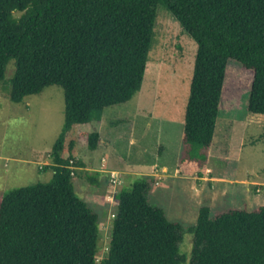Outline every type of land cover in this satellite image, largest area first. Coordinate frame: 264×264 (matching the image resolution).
<instances>
[{
    "label": "trees",
    "instance_id": "16d2710c",
    "mask_svg": "<svg viewBox=\"0 0 264 264\" xmlns=\"http://www.w3.org/2000/svg\"><path fill=\"white\" fill-rule=\"evenodd\" d=\"M159 6L198 46L183 146L212 147L231 60L253 73L248 112L264 115V0H0V82L10 101L52 86L63 89L65 101L64 126L50 153L52 179L0 199V264H99V215L76 194L73 178L79 172L100 186L101 173L84 170L69 135L140 92ZM99 142L98 132L88 135L90 151ZM154 185L141 176L116 194L101 264H185V232L193 234L189 264H264V206L214 217L205 206L197 224L185 227L151 204Z\"/></svg>",
    "mask_w": 264,
    "mask_h": 264
},
{
    "label": "rangeland",
    "instance_id": "374dc122",
    "mask_svg": "<svg viewBox=\"0 0 264 264\" xmlns=\"http://www.w3.org/2000/svg\"><path fill=\"white\" fill-rule=\"evenodd\" d=\"M157 15L140 92L128 103L106 108L101 121L78 125L69 135L84 170L101 173L100 186L91 185L83 173L73 178L76 194L99 215V264L108 255L117 213L115 196L141 176L155 180L151 204L185 227L197 224L205 206L212 209V217L264 206V115L251 114L247 108L253 73L230 61L212 147H184L198 46L163 6ZM14 69L11 61L7 80ZM7 87L0 82V199L12 189L52 179L50 153L65 118L61 87H48L19 104L10 101ZM94 132L100 134V142L92 152L88 135ZM114 172L117 184L111 182ZM192 249L193 234L185 232L180 244L185 264Z\"/></svg>",
    "mask_w": 264,
    "mask_h": 264
},
{
    "label": "built area",
    "instance_id": "2783aa9c",
    "mask_svg": "<svg viewBox=\"0 0 264 264\" xmlns=\"http://www.w3.org/2000/svg\"><path fill=\"white\" fill-rule=\"evenodd\" d=\"M112 178H113V179H111V182H112L113 184H117V183L119 182V179H118V177L116 176V172H114V173L112 174Z\"/></svg>",
    "mask_w": 264,
    "mask_h": 264
},
{
    "label": "crops",
    "instance_id": "0c3cea01",
    "mask_svg": "<svg viewBox=\"0 0 264 264\" xmlns=\"http://www.w3.org/2000/svg\"><path fill=\"white\" fill-rule=\"evenodd\" d=\"M165 168V167H164Z\"/></svg>",
    "mask_w": 264,
    "mask_h": 264
}]
</instances>
